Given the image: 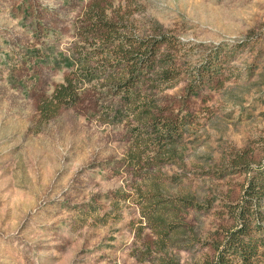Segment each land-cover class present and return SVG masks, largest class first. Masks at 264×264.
I'll return each instance as SVG.
<instances>
[{
    "label": "rangeland",
    "instance_id": "374dc122",
    "mask_svg": "<svg viewBox=\"0 0 264 264\" xmlns=\"http://www.w3.org/2000/svg\"><path fill=\"white\" fill-rule=\"evenodd\" d=\"M103 1L130 35L160 24L172 43L162 54L180 76L158 99L181 119L177 154L157 157L167 142L139 118L118 117L126 106L111 105L97 76L76 104L53 103L83 71L76 52L89 50L77 28L91 0H0V264H165L148 249L157 237L144 213L156 196L191 200L182 216L198 241L169 256L198 264L242 191L245 177L227 168L232 154L263 157L264 0ZM102 64L93 62L97 73ZM141 151L151 166L131 162Z\"/></svg>",
    "mask_w": 264,
    "mask_h": 264
},
{
    "label": "trees",
    "instance_id": "16d2710c",
    "mask_svg": "<svg viewBox=\"0 0 264 264\" xmlns=\"http://www.w3.org/2000/svg\"><path fill=\"white\" fill-rule=\"evenodd\" d=\"M82 15L84 21L77 28L78 37L89 51L83 53L78 49L76 55L80 58L75 63L83 71L65 78L53 94V103L60 106L76 104L83 91V83L91 82L97 76V82L104 87L103 93L114 101L111 105L120 103L126 106L122 113L118 112V117L139 118L142 131L150 130L151 135H158L160 145L164 140L167 142L168 150H161L157 157L166 155L173 159L177 153L172 144L182 134V122L179 118L165 115L158 96L178 79L180 68L162 54L164 48L172 45L163 33L164 27L156 24L155 34L132 36L124 17L111 10L103 0H91ZM84 55H87L86 59L82 58ZM95 60L103 62V72L95 71ZM205 68L207 71L203 74H208V79L212 80L217 75V68L213 63H208ZM204 77L199 74L201 81ZM143 84H150L149 90L142 89ZM136 147L139 149V143ZM259 150L263 154L261 159L255 156V149L232 154L227 168L245 177L242 191L222 213L226 224L219 225L212 240L213 254H207L198 264H264V140ZM131 162L144 163V166L153 164L145 151L133 153ZM161 197H154V203L144 213L148 227L157 237L153 242L154 249H148L155 255H165V264H181L169 253L170 248L190 250L188 244L198 241L195 227L182 216L183 205H188L191 200H165Z\"/></svg>",
    "mask_w": 264,
    "mask_h": 264
}]
</instances>
